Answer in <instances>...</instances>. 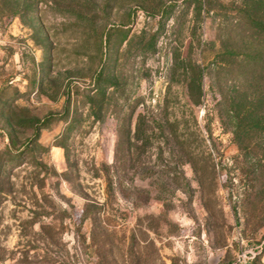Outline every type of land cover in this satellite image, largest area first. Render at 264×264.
<instances>
[{
  "label": "rangeland",
  "instance_id": "obj_1",
  "mask_svg": "<svg viewBox=\"0 0 264 264\" xmlns=\"http://www.w3.org/2000/svg\"><path fill=\"white\" fill-rule=\"evenodd\" d=\"M0 264H264V0H0Z\"/></svg>",
  "mask_w": 264,
  "mask_h": 264
}]
</instances>
